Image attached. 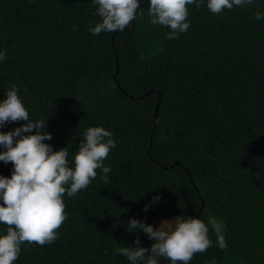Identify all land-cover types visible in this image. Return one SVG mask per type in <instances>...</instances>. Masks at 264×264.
<instances>
[{"label":"trees","instance_id":"1","mask_svg":"<svg viewBox=\"0 0 264 264\" xmlns=\"http://www.w3.org/2000/svg\"><path fill=\"white\" fill-rule=\"evenodd\" d=\"M149 3L123 32L92 35L101 19L92 0H0V101L16 84L29 119L45 120L44 143L67 148L69 167L87 128L103 126L116 141L104 161L109 183L97 169L75 198L65 194L57 239L22 244L14 264H130L117 245L153 243L129 232L130 219L195 218L201 203L197 218L222 221L228 246L209 226L213 245L190 264H264V19H255L264 0L220 14L206 0L189 5L190 27L172 40L149 22ZM12 171L0 161V176Z\"/></svg>","mask_w":264,"mask_h":264},{"label":"clouds","instance_id":"2","mask_svg":"<svg viewBox=\"0 0 264 264\" xmlns=\"http://www.w3.org/2000/svg\"><path fill=\"white\" fill-rule=\"evenodd\" d=\"M204 2L150 0L149 22L167 26L170 31L166 39H176L190 27L188 6L195 5L199 10ZM92 3L96 6L94 14L101 18L100 22L89 26L92 35L123 32L136 19L140 8L139 0H92ZM252 3L253 0H206V7L211 13L220 14L225 9L251 6ZM255 19H264V14L256 12ZM5 58V51H0V60ZM18 91L16 84H10L6 98L0 101V126L9 122H27L12 131L0 133V146L5 149L0 152V161L13 165L10 178L0 176V223L7 226L6 234L0 235V264H14L22 244L44 246L57 239V230L67 219L64 195L75 198L96 178L97 169L102 170V182L109 183L111 167L104 161L116 147L111 131L103 126L89 127L79 142L73 167H69L67 148L53 151L44 143L52 139L51 134L42 131L45 120L29 119ZM33 129L35 134L21 135ZM158 200L159 196L153 197V203ZM147 209L145 205L144 210ZM209 226L216 235L218 247L226 249V227L215 217H209L206 225L199 218L179 219L177 216L174 223L162 221L155 229L143 221L130 219L129 232L140 229L153 243L150 249H146L140 246L137 237L133 241L134 247L117 245L116 254L126 257L130 264H158L157 257L168 259L170 264H190L194 255L212 247Z\"/></svg>","mask_w":264,"mask_h":264},{"label":"water","instance_id":"3","mask_svg":"<svg viewBox=\"0 0 264 264\" xmlns=\"http://www.w3.org/2000/svg\"><path fill=\"white\" fill-rule=\"evenodd\" d=\"M139 2H141V0H139ZM116 71H117V67L115 68V71H114L113 76H115ZM115 83H116V86L119 87V85L117 84V82H115ZM145 95H147V94H145ZM158 104H159V97H157V98H156V101H155L154 114H153V123H155L156 114H157V110H158ZM149 140H150V137H149ZM202 205H203V203H201L200 208H199V210H198V212H197L195 218H197L198 215H199V213L201 212Z\"/></svg>","mask_w":264,"mask_h":264},{"label":"rangeland","instance_id":"4","mask_svg":"<svg viewBox=\"0 0 264 264\" xmlns=\"http://www.w3.org/2000/svg\"><path fill=\"white\" fill-rule=\"evenodd\" d=\"M162 221H164V220L159 219L156 223H152L151 226H153V228L155 229V228L159 227V225L161 224ZM172 223H174V221L171 222L170 224H172Z\"/></svg>","mask_w":264,"mask_h":264}]
</instances>
